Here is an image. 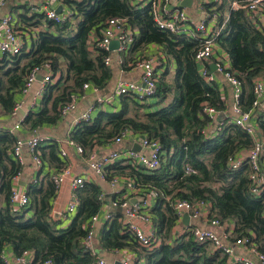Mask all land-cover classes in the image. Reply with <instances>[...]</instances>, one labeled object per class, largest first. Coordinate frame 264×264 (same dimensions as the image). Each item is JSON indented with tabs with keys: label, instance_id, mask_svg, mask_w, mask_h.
Listing matches in <instances>:
<instances>
[{
	"label": "trees",
	"instance_id": "16d2710c",
	"mask_svg": "<svg viewBox=\"0 0 264 264\" xmlns=\"http://www.w3.org/2000/svg\"><path fill=\"white\" fill-rule=\"evenodd\" d=\"M73 11L74 22L60 24L47 21L49 29L40 30L29 51L4 54L0 57V108L12 112L17 94L22 92L28 73L34 67L50 65L55 82L47 83L38 112H29L24 124L34 130L43 124L55 123L60 108L83 93V84L98 90L110 82L112 69L105 65L110 54L95 46L90 49L89 37H100V30L112 18H120L124 26L134 29L133 41L120 53L123 69L136 66L146 56L147 48L155 45L158 56L156 92L152 102L139 101L132 95H122L116 111H99L90 121H80L70 132V138L87 155L95 145L111 143L126 129L159 141L164 152L155 170L135 169L124 160L105 168L106 180L114 176H131L140 193H156L149 211L159 244L147 250L140 247L125 230L117 213L98 229V247L107 250L129 249L135 253L134 264H241L231 263L228 256L215 250L208 241H196L191 232H175L177 217L172 207L174 199L209 204L208 218H218L233 225L232 239L250 236L257 249L264 253V190L260 195L249 191L248 163L231 171L228 160L252 146L249 134L238 126L225 122L222 131L206 137L203 130L210 122L204 113L207 104L218 111L226 109L217 81L206 82L199 73L195 52L200 37L184 31L169 32L155 25L148 5L131 0H64ZM238 7H233V4ZM247 0H212L205 4L208 14L216 13L218 30L216 43L226 52L229 71L242 82L241 107L248 110L254 98L253 81L264 78V33L257 28L244 6ZM264 12V1L261 4ZM227 10L225 18L223 12ZM33 17H43L34 13ZM27 22V18L21 14ZM30 24V23H28ZM206 69L209 64H205ZM156 105L160 107L154 109ZM258 129L264 135V110L257 116ZM15 138L9 129H0V264H7L4 252L11 246L15 255L31 250L35 261L51 258L54 264H94L96 254L85 251L82 238L87 223L103 206L98 184L85 182L76 189L77 212L71 222L62 227L50 216L56 189L50 178L38 177L28 182L26 207L14 210L10 196L12 178L23 166L12 157ZM42 161L60 167L57 144L40 147ZM190 166L194 172H186ZM31 211V214L29 212Z\"/></svg>",
	"mask_w": 264,
	"mask_h": 264
},
{
	"label": "built area",
	"instance_id": "2783aa9c",
	"mask_svg": "<svg viewBox=\"0 0 264 264\" xmlns=\"http://www.w3.org/2000/svg\"><path fill=\"white\" fill-rule=\"evenodd\" d=\"M132 1V0H131ZM264 0H247V4L244 8L247 9L251 18L257 28L261 29L264 33V13L262 11V2ZM8 0H0V9L3 8ZM171 0H150L144 2L143 6L148 5L152 14L155 25L163 30L169 32L184 31L190 36L200 37L201 42L195 52V61L199 65V73L206 82L215 81L211 69H206L205 64H209L214 50L217 47V43L214 39L218 30V21L216 13L208 14V19L211 21L209 26L206 20H201L193 28H187L186 22L188 16L183 9L175 7L172 10H166L165 6L169 4ZM42 7H29V13H41L46 21H51L55 24H60L66 21L74 22L72 8H69L63 12H57L53 8H48L46 5L41 4ZM234 7H238L234 3ZM203 9V7H202ZM124 20L120 18L109 19L105 26L100 30V37L92 36L89 38L90 49H93V42L95 46L109 51L110 54L105 55L104 63L108 67H112L116 62L120 64L122 59H114L112 51H117L118 55L121 52L126 51L133 41L134 33L136 32L132 28L124 26ZM31 29V28H30ZM27 29V30H30ZM34 33V32H33ZM37 34V33H36ZM35 34V35H36ZM24 36L21 29L16 28V18L14 13L5 12L0 17V55L4 54H19L23 51H29L26 48V43L21 36ZM112 40L119 41L118 48L115 50L109 49V44ZM264 44V40H263ZM158 56L162 57L160 51L157 54L146 53V56L139 60L136 67L142 70V74L139 80H119L116 83L115 91L113 94L99 95L96 100V104L99 106L106 103H110L114 98V95H132L139 101H146L152 98L156 92L157 81V69L160 68ZM216 72L223 75L228 84L231 87V106L227 114L225 110L218 111L215 108L204 105L203 111L209 117L210 122L207 124L203 133L206 137L219 135L222 131L225 122H230L240 129L246 131L252 139V146L249 149L241 150L236 155L232 156L228 160V168L231 171L239 169L243 163H248L249 166V191L253 195H260L264 190V135L258 129L257 116L258 113L264 110V79L257 78L253 81L252 93L253 100L248 110L241 107L240 96L242 94V82L235 75L229 71V66L225 64L223 57H219L213 61ZM41 68L50 69V65L45 63L42 67H34L27 75L22 93H27L32 84L37 78V73ZM210 68V65H209ZM42 83H51L53 78L51 74H46L42 77ZM44 85V87H45ZM44 87L37 92L36 97L41 98L44 93ZM92 87L94 91L98 89L89 83L83 84V89ZM225 101V98H222ZM22 102L17 101L13 107L10 116L17 114ZM75 100L69 104L60 108V117H64L70 111L74 110ZM94 107L89 108L87 111L81 113L78 118L80 121H90L92 118L91 110ZM23 119L15 122L9 131L15 138V144L12 150V157L18 161L24 167L23 149L26 147L28 155L31 160V167L33 170L39 171L45 168L41 159L40 152V134L34 129L27 137H19L17 131L22 127ZM77 123V124H78ZM140 140V151H123L120 149L115 150V146L120 144L124 138L134 137ZM66 144L75 147L76 151L83 154L82 148L77 145L71 138ZM113 149L108 153L98 156L96 153V146L87 154L86 157V173L85 175H73L70 165H60V167H53L48 173L54 187L56 189V196L52 201V207L50 210V216L59 222L62 219L73 218L77 212L78 199L76 196V189L81 187L87 182V175H95L101 179L106 180L105 168L118 160L124 159L128 164L135 167V169H145L147 171L157 169L164 156V152L158 140L149 138L145 135H139L134 133L131 129H126L117 135L111 141ZM62 157L66 156L64 148L60 150ZM23 170V169H22ZM186 172H194L190 166H186ZM22 171L15 174L12 178V190L10 196L11 207L14 210H19L28 204V196L26 194V188L18 187L19 179ZM38 176V175H37ZM37 176H33L29 182H37ZM109 185L115 191V196L112 201V208L116 209L121 207L123 209L124 217L120 219L123 227L126 231L132 234L137 244L150 250L159 244V239L155 234V230L150 218L149 211L152 209L156 193L147 192L145 194L140 193V188L137 186L135 179L131 176H114L110 180H106ZM67 185L70 188L71 196L67 206L64 208H58L54 206V201L59 195L62 188ZM103 197V193L100 195ZM131 199H134L132 201ZM154 199V202L151 200ZM172 207L177 217V225L181 223L183 214L188 213L189 222L183 227L185 231L191 232L193 238L198 242L208 241L212 244L213 249L220 250L226 254L228 258H232L231 263L241 264H264V253L257 249L255 243H253L250 236L237 237L232 239L233 225L229 222H221L218 218H208L209 204L203 201L197 203H191L184 199H174L172 201ZM203 211H206L205 215L207 224H201L199 219L203 216ZM116 212L110 211L105 215V220L110 221ZM98 221V214H95L91 219L85 223L87 227V233L82 238V245L85 251L91 254H96V260L94 264H134L136 257H127L120 260L118 263L114 261L105 260L97 256V248L95 243V223ZM176 225V226H177ZM181 229V232L183 231ZM235 248H239L242 253H236ZM31 250H24L21 254L16 255V264H54L51 258L35 261V256H32ZM4 260L7 263L5 256ZM8 264V263H7Z\"/></svg>",
	"mask_w": 264,
	"mask_h": 264
},
{
	"label": "crops",
	"instance_id": "0c3cea01",
	"mask_svg": "<svg viewBox=\"0 0 264 264\" xmlns=\"http://www.w3.org/2000/svg\"><path fill=\"white\" fill-rule=\"evenodd\" d=\"M150 0H132L134 4H141L143 5L144 2H148ZM182 0H171L169 4L165 6L166 10H172L175 7H178L180 9H183L187 16L188 20L185 23L187 28H193L196 24H198L201 20H206L208 22L207 24L211 26V21L208 19V11L207 8H204L205 4H209L212 2V0H192V3L189 5H181ZM221 0H219V3ZM41 4L46 5L48 8H53L56 11H63L65 12L69 8V4L65 3L64 0H8L6 5L0 9V17L5 12H11L14 13L16 18V28L21 29L23 31L24 36L22 35L23 41L26 43V48L30 49L33 38L37 35L40 30L49 29L47 25V21L41 17H33L28 11L29 7H36L37 9L42 7ZM203 7V9H202ZM234 7V4H233ZM39 10V9H38ZM26 14L27 18H34L31 22L29 20L25 22L21 14ZM264 13V12H263ZM227 10L223 12V16L227 17ZM30 23V24H28ZM31 28V29H30ZM30 29V30H27ZM34 32V33H33ZM36 34V35H35ZM94 35V34H93ZM92 36V34L90 35ZM90 38V37H89ZM158 51H160L155 45H151L147 48V53L149 54H157ZM213 57L209 63L211 65L213 61L219 57H223L225 60V64L230 67V61L227 57L226 52L219 46L214 50ZM112 56L114 59L121 58L120 55H118L117 51H112ZM2 55H0L1 57ZM112 69L113 76L108 83V85L102 89L94 91L92 87L83 89V93L81 96L75 99V106L76 108L72 111H70L67 115L64 117H60L55 123H47L43 124L42 126L38 127L36 131L41 136L40 141V147H46L50 145L52 142H56L57 144V154L59 159L62 162V165H70L72 169L73 175H85L86 173V157L85 154H80L76 151L75 147L66 144V142L70 138V132L76 127L78 123L79 115L85 111H87L89 108H92V118L97 115L99 111H116L120 104V97L119 95H114V98L110 103H106L104 105L99 106L96 104L97 97L99 95H106V94H113L115 91L116 83L119 80H129V81H137L140 79L142 70L136 66L131 67L129 69H123L120 64H117V62L110 67ZM51 74V69L48 68H41L37 75H42V77L46 74ZM214 77L216 78V81L218 83L219 91L221 93L222 98H225L226 108L225 112L230 110L231 106V87L226 81V79L221 75L220 73L214 71L213 73ZM53 80L51 83L55 82L54 77H52ZM260 78L264 79L263 77H256L255 79ZM254 79V80H255ZM45 84L42 83V80L36 79L35 82L32 84L30 89L27 93L20 92L17 94V101H21V107L19 108L17 114L10 116L9 114H5L3 110L0 108V129H9L11 126L18 122L20 119H25L26 115H28L29 112H38L41 108V98L36 97L37 92L41 90L42 87H44ZM154 99L150 98L146 101L152 102ZM160 106L156 105L154 109H158ZM226 112V114H227ZM32 129L28 128L24 122L22 123V127L18 129L17 135L19 137H27L32 133ZM138 145H140V140L137 138V136L124 138L122 142L118 145H116L114 148L115 150L120 149L123 151H140L141 145L139 150H137ZM96 146V153L98 156L104 155L108 153L110 150L113 149V146L111 144L107 143L105 145H95ZM64 148L66 151V156L62 157L60 154V150ZM23 156H24V167L22 170V173L20 175L19 184L18 187L25 189L27 183L33 176H37L42 178L46 175L48 176L50 169L53 168V166H50V164L47 163V161L43 162V165H45V168L39 171H34L31 167V160L30 156L28 155V151L26 147L23 149ZM124 160V159H121ZM120 161V160H118ZM117 161V162H118ZM127 162L126 160H124ZM87 181H93L96 184L99 185L103 192V206L98 213V221L95 223V233H97L98 229L101 227V225L106 221L105 215L110 212L114 211L117 213H120L121 216L119 219L123 218V209L121 207H118L116 209L112 208V201L115 196V191L113 188L109 185V183L99 178L95 175H87ZM71 196L70 188L65 185L62 190L60 191L59 195H57V198L54 201V206L58 208H64L67 206L69 199ZM133 200V199H131ZM154 202V199L151 200ZM3 201L0 199V207L3 206ZM31 214V211L29 212ZM207 214L206 211H203V216L199 219L201 224H207L205 215ZM71 222V218L62 219L61 220V226H67ZM185 225L183 223H180L174 228L175 232H181V229H183ZM95 243L97 250L100 249L98 247L97 243V237L95 236ZM98 250L100 252L97 253V256L100 258H103L105 260L114 261L118 263L120 260H123L127 257H135V253L129 249H122V250H107L103 249ZM236 253H242L247 254L245 252H242L239 248H235ZM5 259L8 264H16L15 262V253L11 246H7L6 250L4 252ZM32 256H35L32 252ZM229 262H232V258H228Z\"/></svg>",
	"mask_w": 264,
	"mask_h": 264
},
{
	"label": "water",
	"instance_id": "95a60500",
	"mask_svg": "<svg viewBox=\"0 0 264 264\" xmlns=\"http://www.w3.org/2000/svg\"><path fill=\"white\" fill-rule=\"evenodd\" d=\"M190 3H192V0H182L181 1V5H189ZM57 12H60V11H57ZM118 45H119V41H117V40H112L111 42H110V44H109V49L110 50H115V49H117L118 48ZM210 69H211V72H214V70H215V65L212 63L211 65H210ZM36 79H38V80H41L42 79V75H37V78ZM139 148H140V145H138V148H137V150H139ZM132 201H134V199L132 200ZM188 222H189V215H188V213H185V214H183V217H182V220H181V223H183L184 225H187L188 224ZM98 250H102V249H98ZM98 250H96V252L98 253V252H100V251H98Z\"/></svg>",
	"mask_w": 264,
	"mask_h": 264
}]
</instances>
